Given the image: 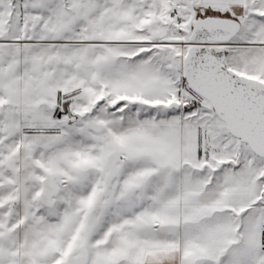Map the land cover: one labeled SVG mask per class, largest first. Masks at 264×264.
I'll use <instances>...</instances> for the list:
<instances>
[{"label":"rangeland","instance_id":"obj_1","mask_svg":"<svg viewBox=\"0 0 264 264\" xmlns=\"http://www.w3.org/2000/svg\"><path fill=\"white\" fill-rule=\"evenodd\" d=\"M204 17L238 20L224 65L264 84V0H0V264H140L168 245L154 204L183 215V264H264V158L207 146L182 76Z\"/></svg>","mask_w":264,"mask_h":264},{"label":"water","instance_id":"obj_2","mask_svg":"<svg viewBox=\"0 0 264 264\" xmlns=\"http://www.w3.org/2000/svg\"><path fill=\"white\" fill-rule=\"evenodd\" d=\"M240 30L233 18L204 17L191 23L190 45L182 57L185 85L204 99L215 116L225 124L230 136L264 158V84L241 77L224 65L225 46ZM177 106L176 104H174ZM64 183L59 175L43 181ZM41 196L51 205V195Z\"/></svg>","mask_w":264,"mask_h":264},{"label":"crops","instance_id":"obj_3","mask_svg":"<svg viewBox=\"0 0 264 264\" xmlns=\"http://www.w3.org/2000/svg\"><path fill=\"white\" fill-rule=\"evenodd\" d=\"M174 104H177L176 102L172 103V108L173 110H177L178 112L181 111V108H179V106H175ZM191 109V110H190ZM189 112L192 111H196V108H194V106L189 108ZM207 111V110H205ZM211 111V110H210ZM210 111H208L209 113H211ZM184 112L186 113H189ZM188 122V121H187ZM201 122H205L209 125L208 128H212L213 130V134L211 135V137H207L206 138V143L207 146L212 147V144L216 146H222L225 145L226 142V137L227 135L229 137H232L228 134L225 124L223 122H221L216 116L213 115L209 117L208 119H202ZM197 123V122H195ZM195 125V124H194ZM211 130V131H212ZM221 136L224 137V139H221ZM219 137V139L217 141H214V143H212V139ZM233 141H238L237 139L233 138ZM239 142V141H238ZM241 143V142H239ZM242 144V143H241ZM232 145H235L234 143H232ZM215 146V147H216ZM208 147V148H209ZM247 147V146H246ZM247 151L249 153H251V151L247 148ZM238 158L240 159L241 156L239 155ZM61 179L64 181V183L66 182V180L61 176ZM62 184H58L56 185V190L55 192L51 195V202H54V199L59 195V186L63 185ZM102 191V189H101ZM183 197V191L181 193V198ZM260 198V197H259ZM257 198V199H259ZM100 201L102 202V199L100 197ZM99 202V204L97 206H102V203ZM53 204V203H51ZM153 206V204H150ZM192 207V205H190ZM90 207V206H89ZM155 208H158L159 212L162 213L161 214V220L159 224L154 225L156 229V231H158V234H153L156 235L157 239L159 240H163V241H167L168 245H153L152 247H150L148 250H146L144 252V254L142 255V257L140 258V256H138V254L133 255L137 252H133V254L131 253V256L133 259H141V263L140 264H183V215H181L182 220H180L179 225L176 224V221L173 220L172 218V214H173V207L171 206H162V205H156L154 204ZM246 207H239V209ZM97 208V207H96ZM183 209V208H182ZM177 237V238H175ZM159 242V241H158ZM102 243V240H100V244ZM140 254V253H139ZM219 255V256H217ZM215 255V258H222L224 260L229 259V252L227 250L220 252L219 254ZM135 256V257H134ZM128 257V258H130ZM89 263V258H85V251H83L82 253V264H88ZM134 264V263H132ZM230 264V263H228Z\"/></svg>","mask_w":264,"mask_h":264},{"label":"flooded vegetation","instance_id":"obj_4","mask_svg":"<svg viewBox=\"0 0 264 264\" xmlns=\"http://www.w3.org/2000/svg\"><path fill=\"white\" fill-rule=\"evenodd\" d=\"M43 187H44L43 193L46 194L45 196H50L56 190L55 181L48 182L46 183V186H43Z\"/></svg>","mask_w":264,"mask_h":264},{"label":"built area","instance_id":"obj_5","mask_svg":"<svg viewBox=\"0 0 264 264\" xmlns=\"http://www.w3.org/2000/svg\"><path fill=\"white\" fill-rule=\"evenodd\" d=\"M174 23L176 24V26H179L180 25V22L177 20V18L175 17V15H174Z\"/></svg>","mask_w":264,"mask_h":264},{"label":"trees","instance_id":"obj_6","mask_svg":"<svg viewBox=\"0 0 264 264\" xmlns=\"http://www.w3.org/2000/svg\"><path fill=\"white\" fill-rule=\"evenodd\" d=\"M262 249L264 250V231L262 233Z\"/></svg>","mask_w":264,"mask_h":264}]
</instances>
